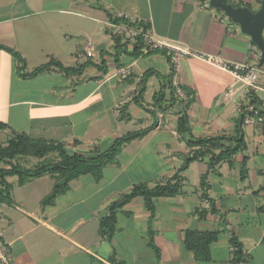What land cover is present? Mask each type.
<instances>
[{"label":"crops","instance_id":"crops-1","mask_svg":"<svg viewBox=\"0 0 264 264\" xmlns=\"http://www.w3.org/2000/svg\"><path fill=\"white\" fill-rule=\"evenodd\" d=\"M229 1L253 12L264 3ZM5 7L9 10L1 13ZM111 12L148 20L159 39L264 69L251 36L208 0L0 4V43L21 53L26 71L40 65L29 60L40 55L45 62L54 58L66 67L91 62L78 74L53 69L23 79L17 60L0 50V121L9 126L0 129V142L16 131L61 142L68 154L93 158L122 135L148 129L121 146L99 179L85 174L70 180L67 191L51 204H42L53 187L50 175L23 183L17 175L8 176L10 200L0 203V236L11 246L10 264H228L231 233L245 253L241 264H264L263 122L242 125L245 148L230 164L222 161L209 169L207 156L188 163L180 173V192L156 198L151 221L138 195L117 209L111 230L101 227L109 206L134 185L153 187L169 180L194 149L189 138L233 135L249 101L264 104V92L246 95L241 81L198 58L180 56L175 67L164 49L133 56L128 48V53L116 54L113 29L107 24ZM87 41L92 56L86 54ZM146 73L139 106L134 97ZM177 85L189 95L187 101L175 98ZM159 95L161 104L155 99ZM183 113L189 134L177 130ZM28 158L20 156L13 163L33 167ZM0 168L9 165L0 162ZM187 231L217 232L210 261L197 260L185 248Z\"/></svg>","mask_w":264,"mask_h":264},{"label":"trees","instance_id":"trees-1","mask_svg":"<svg viewBox=\"0 0 264 264\" xmlns=\"http://www.w3.org/2000/svg\"><path fill=\"white\" fill-rule=\"evenodd\" d=\"M108 21L118 24L125 22L124 18H113L111 13L107 14ZM115 43L116 54L128 53V41L122 35L113 33L111 34ZM142 43L136 44L130 49L133 56L143 55L141 52ZM0 50H4L11 54L18 63L17 73L23 79H31L39 74L56 69L65 75L81 73L91 62L78 65L77 67H66L61 62L50 58L47 62L42 63L30 71H26V61L21 53L4 44L0 43ZM163 49H153L148 51L147 54L158 52ZM145 54V55H147ZM143 78V83L139 94L134 97L137 105L142 106L138 101L145 87L146 75ZM161 104V95L155 98ZM254 100L252 103H257ZM261 105L260 102L257 103ZM245 111L241 113L238 118L235 133L233 135H218L205 138L192 139L189 138V146L194 149L188 156L185 157L184 163L177 171L163 184H156L149 187L145 184L134 185L129 193L122 195L117 201H114L108 209V214L101 219V227H106L111 230L116 221L117 209L127 203L135 196H142L144 199L145 207L150 212V221L155 216L154 200L158 197H172L177 195L181 189V171L188 163L196 159L207 156L209 160V169H213L217 164L222 161H227L229 164L232 162V157L239 151L244 150L245 141L243 137V118ZM9 126L0 121V129H8ZM177 130L182 134H189V123L185 113L177 119ZM148 129L130 132L122 135L114 140L112 145L99 155L93 158L83 157L76 153L68 154L64 145L61 142L47 140L45 138H33L24 133L11 131V136L0 142V162L9 165V168H0V203L8 202L10 200L11 184L7 181L8 176L17 175L19 183L24 181L41 177L43 175H50L54 179L52 190L42 199V204H51L60 194H63L69 188V182L81 175L90 174L96 179H99L102 170L106 164L113 162L121 146L137 137L142 136ZM225 140L230 141L225 144ZM54 154L56 159L44 161L45 157ZM20 156H34L37 158H44L41 162L35 164L33 167H24L18 163H13V160ZM245 160L243 161V165ZM244 175V174H242ZM207 172L201 176V186H206ZM217 232H200V231H187L184 237V245L187 250H190L194 257L203 262L211 260L210 245L216 240ZM228 243L231 248V259L228 264H241L246 260L242 244L239 239L231 233L228 238Z\"/></svg>","mask_w":264,"mask_h":264},{"label":"built area","instance_id":"built-area-1","mask_svg":"<svg viewBox=\"0 0 264 264\" xmlns=\"http://www.w3.org/2000/svg\"><path fill=\"white\" fill-rule=\"evenodd\" d=\"M111 16L113 18L125 19V22L118 24L110 21H107V24L113 29V33L122 35L128 41L130 49L134 45L139 44V41L142 43L141 52L143 55L153 49H164L175 64V67L180 56L187 55L195 57L226 71L241 81L245 85L244 93L246 95L258 93V91L264 92V69L256 68L244 62L226 60L198 50L186 49L178 43L159 39L152 33V28L148 20L134 15L111 12ZM90 45L91 42L87 41L85 51L88 56H92V52L89 49ZM120 74H125V70L120 69ZM174 96L179 101H187L189 99V95L178 85L174 88ZM256 122L264 123V104L258 105L249 101L245 109L243 124H253ZM10 262L11 246L0 236V264H10Z\"/></svg>","mask_w":264,"mask_h":264},{"label":"water","instance_id":"water-1","mask_svg":"<svg viewBox=\"0 0 264 264\" xmlns=\"http://www.w3.org/2000/svg\"><path fill=\"white\" fill-rule=\"evenodd\" d=\"M209 6L222 11L232 22L238 24L240 29L251 36V40L261 51L259 63L264 62V3L257 12L248 7H234L229 0H208Z\"/></svg>","mask_w":264,"mask_h":264},{"label":"rangeland","instance_id":"rangeland-1","mask_svg":"<svg viewBox=\"0 0 264 264\" xmlns=\"http://www.w3.org/2000/svg\"><path fill=\"white\" fill-rule=\"evenodd\" d=\"M10 0H0V4L1 5H6L8 2H9ZM9 10V7H5V8H3V10H2V12L1 13H4V12H6V11H8ZM30 63H33V62H36V64L38 65V64H41V63H43V62H45L46 61V59H45V57H44V55H40L38 58H34V57H30ZM30 68V67H29ZM32 68V67H31ZM0 138H1V136H0ZM3 138V137H2ZM29 158L28 159H30L32 162H34L35 164H37V163H39V162H41L44 158H37V157H34V156H28ZM53 159H56V157H55V155L54 154H50V155H48L47 157H45V159H44V161L46 160V161H50V160H53ZM32 165L30 164V163H27V167H31Z\"/></svg>","mask_w":264,"mask_h":264}]
</instances>
